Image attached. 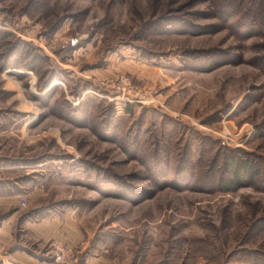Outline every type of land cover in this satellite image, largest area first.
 I'll return each mask as SVG.
<instances>
[{
    "label": "rangeland",
    "instance_id": "obj_1",
    "mask_svg": "<svg viewBox=\"0 0 264 264\" xmlns=\"http://www.w3.org/2000/svg\"><path fill=\"white\" fill-rule=\"evenodd\" d=\"M228 156L256 186H222ZM262 188L264 0H0V196L30 254L264 264ZM47 218L65 234L23 236Z\"/></svg>",
    "mask_w": 264,
    "mask_h": 264
},
{
    "label": "crops",
    "instance_id": "obj_2",
    "mask_svg": "<svg viewBox=\"0 0 264 264\" xmlns=\"http://www.w3.org/2000/svg\"><path fill=\"white\" fill-rule=\"evenodd\" d=\"M17 205V196H0V216L10 211L6 217L4 216L0 219V264H48L49 254L42 255L41 253L45 252L41 251V249L40 251H38L39 249L36 250V253L41 252L40 254H30L27 242L20 243L18 240ZM56 232H59L60 237L65 234L60 229L58 219L47 218L39 224L28 221L23 227V236L29 241L38 243H45L53 239L57 236Z\"/></svg>",
    "mask_w": 264,
    "mask_h": 264
},
{
    "label": "trees",
    "instance_id": "obj_3",
    "mask_svg": "<svg viewBox=\"0 0 264 264\" xmlns=\"http://www.w3.org/2000/svg\"><path fill=\"white\" fill-rule=\"evenodd\" d=\"M225 164V175L220 182L228 191L240 189L246 184L256 186L262 176L260 164L250 159L228 156Z\"/></svg>",
    "mask_w": 264,
    "mask_h": 264
},
{
    "label": "built area",
    "instance_id": "obj_4",
    "mask_svg": "<svg viewBox=\"0 0 264 264\" xmlns=\"http://www.w3.org/2000/svg\"><path fill=\"white\" fill-rule=\"evenodd\" d=\"M23 205H26V203L23 202ZM69 253H70L69 251L65 252L62 249L61 250L57 249V252L55 254V259L52 264H71L72 257Z\"/></svg>",
    "mask_w": 264,
    "mask_h": 264
}]
</instances>
